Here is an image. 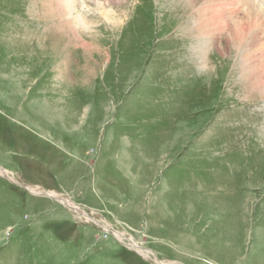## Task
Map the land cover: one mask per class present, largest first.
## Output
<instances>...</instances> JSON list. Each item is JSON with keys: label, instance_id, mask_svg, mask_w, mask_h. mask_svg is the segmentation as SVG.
<instances>
[{"label": "rangeland", "instance_id": "1", "mask_svg": "<svg viewBox=\"0 0 264 264\" xmlns=\"http://www.w3.org/2000/svg\"><path fill=\"white\" fill-rule=\"evenodd\" d=\"M236 5L198 45L187 0H75L85 28L0 0V264H264V22L241 40Z\"/></svg>", "mask_w": 264, "mask_h": 264}, {"label": "bare ground", "instance_id": "2", "mask_svg": "<svg viewBox=\"0 0 264 264\" xmlns=\"http://www.w3.org/2000/svg\"><path fill=\"white\" fill-rule=\"evenodd\" d=\"M57 2H58V5L60 6V11L62 12V14L64 16H66V18L68 20H70V22H73L78 27L85 26L84 25L85 24L84 19L81 18V16L78 14L77 15L73 14V7H74L75 0H57ZM187 2H188V4H190V6H192V9L196 15L197 21H198V19H200V24L199 25L197 24V28L195 31V33H196L195 42L198 45H200L199 42L201 41V38H207V37H210L212 35L211 29H210L212 23L218 24L219 28L222 31H224V28H227V25H226L227 23H225L223 21V15L226 14V11H225L226 8L228 6H231L232 3L237 4L238 6L236 5L237 8L228 13L230 16H233L234 14H236L239 11V9L241 7H243L244 5H246L248 7V9L245 11L246 14L242 17V19H240L241 21L239 23L229 25L230 23L228 22L229 26H233L235 28L236 34H239V37L241 40H242L241 35L244 34L246 31L251 30V29H254V30L256 29V27H257L256 23L258 24V23L264 22V0H261V1H259V0H231V1L230 0H210L209 2H207L206 0H187ZM217 5H219V6L216 7ZM212 7H214L215 10H212ZM185 11H184V13H185ZM226 16H227V14H226ZM211 19H213V20H211ZM83 28H85V27H83ZM190 28L192 29L194 27L191 26ZM229 31H230L229 34L231 35L233 32H232V30H229ZM224 40H225V38H224ZM235 41H238V40H235ZM195 48H196V46H195ZM197 48H199V47H197ZM199 50L202 51L201 46H200ZM50 195L55 197V195H53V194H50ZM63 202L65 204L73 207L70 202H67V201H63ZM76 208L77 207H75V209ZM131 245L136 250L142 251L138 245H135L133 243H131Z\"/></svg>", "mask_w": 264, "mask_h": 264}]
</instances>
